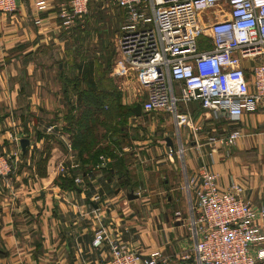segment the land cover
Listing matches in <instances>:
<instances>
[{
    "label": "crops",
    "instance_id": "crops-1",
    "mask_svg": "<svg viewBox=\"0 0 264 264\" xmlns=\"http://www.w3.org/2000/svg\"><path fill=\"white\" fill-rule=\"evenodd\" d=\"M62 1L52 0L39 15L33 12L32 0H18L14 13H0V151L10 153L19 149L18 166L25 165L19 166L11 177L0 178V264H99L109 255L107 243L100 249L92 248L94 232L99 228H105L110 242L144 256L159 251L166 264H191L183 260L192 255L193 242L182 216L187 205L186 194L178 192L183 186L176 176L174 155L168 154L170 149L177 148L172 136H165L160 152L151 153L144 148L146 142H135L141 153L145 150L158 158L156 167L150 170L145 169L147 160L140 152H134L121 141L112 157H104L99 169L85 166L77 173L81 185L74 184L73 190L60 185L59 178L69 176V172L60 177L57 174V165L67 155L70 145L69 135L62 131L65 108L54 107L39 92L49 83V78L57 81L59 73L63 77L67 74L60 62L66 60L67 54L57 18L58 3ZM115 11L124 21L123 11L118 8ZM227 17V9L220 5L200 13L198 20L206 28ZM35 19L40 20L38 26ZM259 62H264V57L243 60L242 65L250 68ZM116 69L113 65L110 76H114ZM118 78L120 104L133 111L143 101L135 80ZM60 90L55 89L58 98H61ZM180 110L190 112L193 124L201 127L192 135L191 150L187 153L185 150L182 163L192 168L193 173L199 156L203 155L221 187L239 184L245 199L255 207H264V112L245 114L236 123L225 121L223 134L232 131L240 134L227 149L207 143L212 136L210 132L216 131L214 124L221 121L211 119L197 103ZM142 115L145 114H134L133 118L140 119ZM24 138L29 140V146L23 158L19 141ZM187 138L180 132L181 143ZM45 143L50 145L49 158L45 176L40 177L35 169L38 153ZM73 156L79 169L75 152ZM160 173L166 177L163 188L158 185ZM138 192L140 195H136ZM130 193L136 198L129 200ZM95 196L100 198L94 202Z\"/></svg>",
    "mask_w": 264,
    "mask_h": 264
},
{
    "label": "built area",
    "instance_id": "built-area-1",
    "mask_svg": "<svg viewBox=\"0 0 264 264\" xmlns=\"http://www.w3.org/2000/svg\"><path fill=\"white\" fill-rule=\"evenodd\" d=\"M51 1L32 0L33 12H44ZM93 1L59 2V26L68 29L83 21ZM111 1L124 13L115 42L114 77L135 80L143 114L168 116L179 138L186 129L192 139L201 127L193 124L190 113L181 112V106L197 103L216 122L236 123L245 114L264 112V62L250 68L242 65L243 60L264 57V0ZM220 5L227 9L228 17L201 26L199 14ZM17 7L18 0H0V13H14ZM34 22L40 24L39 19ZM239 137L238 131H232L211 136L207 143L228 149ZM184 152L181 143L168 154L182 157ZM203 157L199 156L193 173L183 164L187 197L183 220L193 242L192 255L183 260L191 264H264V207L245 199L239 184L221 187ZM19 161V149L0 152V178L14 173ZM100 161L102 165L104 159L100 157ZM77 168L68 145L57 170L63 174ZM81 183L76 176L74 184ZM99 198L95 196L93 201ZM106 243L109 255L99 264H166L159 251L144 256L110 242L105 228L97 229L92 248L100 249Z\"/></svg>",
    "mask_w": 264,
    "mask_h": 264
},
{
    "label": "trees",
    "instance_id": "trees-1",
    "mask_svg": "<svg viewBox=\"0 0 264 264\" xmlns=\"http://www.w3.org/2000/svg\"><path fill=\"white\" fill-rule=\"evenodd\" d=\"M97 9L98 11L93 15L95 23L93 33L97 35L99 43H96L94 47L98 49H90L89 51L93 53V56L78 61L77 51L74 49L77 48L76 44L80 43L81 39H78L77 37L72 38L73 46H75L73 52L75 53L72 59L73 68L71 69H73L72 74L74 75L75 82L72 83V79L64 81V78L67 75H64L63 78V76H61L62 73L58 74L63 85V89L61 90L62 94L66 93V84H68V82L72 84V89L76 91L74 100L69 105H65L66 110L63 115L65 126L62 128V131L69 135L71 149L75 152L77 161L80 165V168L76 171H70L69 176L59 178L61 181L60 185L68 190L74 189V179L77 176V173L81 172L85 166H94L99 169L101 164L100 157L104 159V157L113 156V150L118 148L121 140L126 138L125 135H122L121 137V135L118 134V132L125 134V132H123L125 130L123 126L124 116L128 113L131 117L134 116L131 108L127 109L121 106L120 93L118 91L110 88V86H102L99 88L96 84V62H98L99 65L102 66L103 71L106 72L114 62L113 56L116 55H113L112 52L107 56V52H111V50L109 47H106L107 43H105L104 34H106V26L109 23L107 28L110 31L108 33L111 38L119 32L118 29L120 28L121 20L123 21V17L120 18V14L116 11L106 10L102 1L99 2ZM73 34H76L75 36L78 35L77 32H74ZM79 34L81 33L79 32ZM61 39H64V37H61ZM95 54H100V57L96 58ZM62 68L65 70L64 66ZM76 79L79 80L78 84L81 85L78 89L77 86L74 85ZM182 112L184 111L182 110ZM185 112L190 113L188 111ZM112 122H114V125ZM114 137L116 138L115 141L113 140ZM49 150L50 145L45 143L42 151L38 153L39 159L36 164L35 172L40 177L45 176V165L49 158ZM26 154L27 149L23 158Z\"/></svg>",
    "mask_w": 264,
    "mask_h": 264
},
{
    "label": "rangeland",
    "instance_id": "rangeland-1",
    "mask_svg": "<svg viewBox=\"0 0 264 264\" xmlns=\"http://www.w3.org/2000/svg\"><path fill=\"white\" fill-rule=\"evenodd\" d=\"M67 1V0H64ZM104 4V7L106 8V10H113L115 11V6L113 5L111 0H95L92 2V5L90 6L88 13L83 17L84 22L82 23L81 20L77 23L78 27H71L68 29H62L61 33H60V39L61 37H64V39H62L63 42V48L66 50V60L64 59V61L60 60V62L63 64V66L65 67V70L67 72V76L62 79L64 81L69 79H72V83L75 82L74 79V75L72 74V70L71 68H73V57H74V53L73 49L75 48V46H73V42H72V38H78L81 39V42L76 44L77 48H75L74 50L77 51V56H78V61H81L83 59L89 58L93 56V53H91V51H89L90 49H98L95 48V44L99 43L97 40V35H95L93 33V28H95V23H94V14L96 13V11H98L97 7L99 5V2H101ZM91 13V15H90ZM107 13V12H106ZM90 16V18H89ZM111 16V15H109ZM80 24V25H78ZM105 25V24H104ZM109 26H106L105 29V43L106 47H109V49L111 50V52H107V56L110 55L113 52V55L116 54V50H115V40H116V35H113L111 38L109 37V29L107 28ZM105 28V27H104ZM89 30V31H88ZM74 32H77L78 35L75 36L76 34H73ZM79 32L81 34H79ZM73 34V35H72ZM65 55V53H64ZM96 58L100 57V54H95ZM114 57V62H115V56ZM113 64L109 67L108 71L104 72L102 66L99 65L98 62H96V72H95V78H96V84L98 85V87H104V86H110V88H113L114 90L118 91V87L121 86V80L118 77H112L110 76L112 68H113ZM59 78H57V81L55 78H49V83L45 84V86H42V91L39 92V95L42 97L47 98V100L49 99V103L50 101H52L51 103H53L54 107H58L63 105L65 110H66V104H70L73 100H74V95L76 93V91H74L72 89V84L70 82H68V84H66L67 86V91L65 94L61 93V90L63 89V85H62V81L59 80ZM79 80L76 79V83L74 85L77 86V89L81 86L78 84ZM70 87H69V86ZM65 86V85H64ZM73 86V87H76ZM60 88V95L61 98L57 97V93L55 92L56 88ZM69 87V89H68ZM84 87V86H83ZM64 96V97H63ZM122 99L121 95H120V100ZM127 102V101H125ZM141 102V101H140ZM66 105V106H65ZM125 108L129 109L130 107L126 106ZM63 111V115L64 112ZM216 126V131L215 132H210L212 136H218L222 133V129H224V127H226V122L221 121L218 124H214ZM123 126L125 128V130L123 132H125V134H122L121 132H118L119 135H125L126 138H124L122 141L123 144L131 147V149H134L135 151H138V144H136L137 142H146L144 148L146 147L147 149H149L152 153V151H161L163 145L165 143L164 138L165 136H172L173 137V141H175V146H177L176 149L179 148L181 141L178 138L177 132L175 131V136H173L174 134V128L172 126V122L171 119L168 116L165 115H158V116H153V115H142V117L140 119H135L133 117L130 116V114H126V116H124L123 118ZM126 126V127H125ZM114 127V126H113ZM182 134H186V136L188 135V131L186 129H182ZM120 137V136H119ZM25 139V138H24ZM136 142V143H135ZM184 146V149L187 151H190L191 146H192V139L191 137L187 138V141H184V143H182ZM140 145V144H139ZM143 148V146H141ZM156 147L157 150H156ZM2 152V151H0ZM137 152V153H138ZM140 154L143 156V158H145L147 160V164L145 169L150 170L152 167H156V163L155 161L158 159L156 157L155 154H150L145 152V150H143V152ZM133 159H137V158H133ZM152 159V160H150ZM174 160H175V164L177 167V172H176V176L179 180V183H181L180 185L183 186L184 184V178H185V168L184 165L182 163V159L181 156L179 155H174ZM20 168H23V164L19 165ZM19 166L17 167V169L19 168ZM159 172H157L158 175ZM58 177H60L62 175V173L57 172ZM156 174V173H155ZM12 174L9 175V177H11ZM164 179H166V177L164 176V173H160L159 174V180H158V185L160 188H163V184H164ZM133 186V185H132ZM143 190V189H141ZM184 190H179L178 192H182ZM165 196V195H164ZM185 200V194H183L182 196ZM187 198V197H186ZM186 206L185 205V215L182 214V216H186Z\"/></svg>",
    "mask_w": 264,
    "mask_h": 264
},
{
    "label": "water",
    "instance_id": "water-1",
    "mask_svg": "<svg viewBox=\"0 0 264 264\" xmlns=\"http://www.w3.org/2000/svg\"><path fill=\"white\" fill-rule=\"evenodd\" d=\"M133 113L136 115V116H140L141 114V105L140 104H136L135 107L133 108ZM169 145V141L167 140L166 141ZM19 145H20V149H21V153L22 155H25V152H26V148L29 146V140L28 139H22L19 141ZM127 198L129 200H132V199H135L136 198V195H133V193H130Z\"/></svg>",
    "mask_w": 264,
    "mask_h": 264
},
{
    "label": "flooded vegetation",
    "instance_id": "flooded-vegetation-1",
    "mask_svg": "<svg viewBox=\"0 0 264 264\" xmlns=\"http://www.w3.org/2000/svg\"><path fill=\"white\" fill-rule=\"evenodd\" d=\"M141 104V103H140Z\"/></svg>",
    "mask_w": 264,
    "mask_h": 264
}]
</instances>
